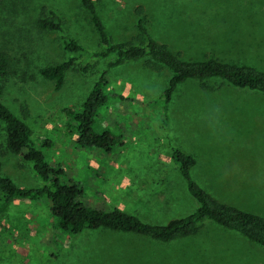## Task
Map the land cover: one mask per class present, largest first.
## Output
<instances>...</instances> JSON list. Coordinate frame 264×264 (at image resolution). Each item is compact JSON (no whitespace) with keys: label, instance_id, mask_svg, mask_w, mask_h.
I'll use <instances>...</instances> for the list:
<instances>
[{"label":"rangeland","instance_id":"374dc122","mask_svg":"<svg viewBox=\"0 0 264 264\" xmlns=\"http://www.w3.org/2000/svg\"><path fill=\"white\" fill-rule=\"evenodd\" d=\"M81 1L1 0L0 50L9 54L10 68L0 75V99L31 127L39 147L50 142L45 153L82 185L84 202L106 211L119 208L157 225L192 213L197 203L171 158L172 149H180L193 156L192 177L214 198L264 217L263 93L221 80H210L202 89L189 80L164 106L159 97L170 72L129 64L109 76L108 91L125 100H110L96 124L98 131L120 134L123 146L105 154L80 149L70 139L62 111L80 105L104 63L92 61L86 75L69 71L55 91L38 69L66 56L58 35L39 30L36 20L42 7L56 11L66 32L94 50L97 34ZM91 2L116 42L134 40L142 18L148 33L182 59L215 57L264 71V0ZM4 135L0 125V143ZM0 162L1 173L18 187L41 185L20 156L8 154ZM0 264H264V248L215 225L168 244L108 229L65 235L54 228L41 198L14 201L0 214Z\"/></svg>","mask_w":264,"mask_h":264},{"label":"trees","instance_id":"16d2710c","mask_svg":"<svg viewBox=\"0 0 264 264\" xmlns=\"http://www.w3.org/2000/svg\"><path fill=\"white\" fill-rule=\"evenodd\" d=\"M81 6L90 14L97 34L98 41L94 50H88L66 32L64 20L56 11L42 7L36 20L39 30L58 35L60 47L66 56L61 63L38 69L39 76L50 81L55 91L64 86L69 71L86 75L92 69V61L104 63L103 72L80 105L62 111L68 118L64 131L80 149L111 154L123 146L120 134L108 128L98 131L96 124L98 114L107 107L110 100H125L122 95L108 91L110 72L125 65L142 63L144 68L151 71L166 68L170 72L168 85L159 97L164 106L175 89L189 80L198 81L202 89H208L206 84L210 80H221L237 89L264 94L263 70L250 65L223 62L215 57L203 60L182 59L148 33L142 18L137 21L139 34L134 40L116 42L107 35L91 0H82ZM136 12L141 15L142 9L139 7ZM9 68L10 56L0 50V75H5ZM0 125H3L5 134L4 142L0 143V158L8 154L20 156L41 182L36 187H18L1 173L0 162V214L7 213L14 201L32 202L44 198L54 228L65 235L76 236L84 231L108 229L168 244L194 236L207 225H215L264 248V217L214 198L193 179V156L180 149H172L171 158L177 164L186 190L196 201L197 207L192 213L165 225L149 224L119 208L106 211L88 206L84 202L82 185L75 177L68 176L67 168L61 162L52 163L49 160L45 149L51 145L50 142L44 141L39 147L34 141L31 127L3 104L1 99Z\"/></svg>","mask_w":264,"mask_h":264}]
</instances>
